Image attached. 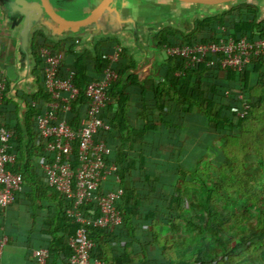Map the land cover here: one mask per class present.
<instances>
[{
	"label": "crops",
	"instance_id": "0c3cea01",
	"mask_svg": "<svg viewBox=\"0 0 264 264\" xmlns=\"http://www.w3.org/2000/svg\"><path fill=\"white\" fill-rule=\"evenodd\" d=\"M157 36H155V40L158 44ZM49 41L53 47L62 44L61 48H54L62 56L64 62L62 74L64 77H67L68 72L71 70L76 71V76L86 72L89 78L94 80L90 82L92 83L103 79L104 70L107 67H113L119 73L121 82L118 85H113L109 89L108 99L102 117L107 122H110V124H113L118 121L119 114L123 111L126 121L125 125H127V127L124 128L127 130L129 127V130L131 129V135L128 137L129 140L124 141L126 146L123 151L128 154L131 159L129 160L132 161V163L141 161L138 159L139 155L143 156L144 160L142 163L152 173L151 176L154 177L153 173H155V176L162 177L161 183L167 185H149L148 191L150 190L156 193L168 192L172 194L175 192L177 180L179 181L180 172L182 170L187 172L189 176L195 173V170L197 169L198 153L203 152L201 149L202 147L211 145L213 137L217 135L200 133L201 135L198 136V126L201 128H203V126L207 128L208 123H204L203 118L198 117V112H182L180 109L184 108L177 106L179 102L178 98L167 103L168 112L166 118H164V116L161 117L162 109L157 107V101L155 100L153 91L161 85L169 84V80L167 79L169 75V57L164 54L162 50L163 47H160L158 44V50L162 53L164 62L154 66L153 72H155L156 75L154 77L151 72L134 73V71H132L136 67V60L134 54L128 50H126L122 59L118 63H114L112 58L117 48L119 45L123 46L118 39H104L103 44L97 47L96 53L86 49L80 57L79 64L74 49L80 45L82 46V38L68 39L59 44H56L51 40ZM17 48L18 43L15 38H4L0 36V79L5 78L7 80V86L8 84L10 86L4 96V102L6 98L12 101L8 98V93L11 90L12 83H16L20 79L18 73ZM100 57L103 61L104 58H106L105 60H108V64L103 68H99L98 59ZM260 68L262 70V67ZM253 72L257 74L258 70ZM253 72L251 71V73ZM256 74L252 75L247 71L242 73V77L244 78V89H249L254 85L253 82L256 80ZM229 76L228 71H222L220 73L221 83L226 84L224 85L226 88L228 87L227 82ZM38 83L40 85V92L35 95H27L24 91L18 92V95L27 101L29 109L28 117L32 113V128L34 129L37 138L38 125L35 121L36 113L39 114L48 111L51 109L52 103V99L48 93L42 94L40 80ZM225 89L222 91V94L224 93L228 95L229 91L228 89ZM192 94H190V97H194V94ZM12 102L14 105L11 104L8 106V109H6V103L3 105V108H1L0 123H3L5 126L12 125L13 127L20 124L21 131L24 135L19 116L20 105L14 101ZM123 107L125 108L124 110H122ZM5 109L6 111L4 112ZM77 109H81V115L84 119L86 117L85 106L79 103ZM187 109L191 108L187 107ZM61 116L68 119L70 123L74 117L73 114H62ZM149 117H151L150 121ZM182 119L185 120V123L187 124L185 126L186 130L182 133V137H179V132L177 134L171 133L169 129H166V127L163 126L166 122L172 125H180ZM147 124L153 128L152 131H146ZM178 138H181L180 142H177V140H179ZM200 138L202 139L200 140ZM120 140L121 139H118L116 142L121 145L122 140ZM180 143L188 146L191 145V149H189L186 154L180 153L178 147H174V144L178 145ZM30 144L31 138L28 145V156ZM44 154L45 152L40 150L35 156L34 173L39 174L40 178L37 180L38 184H27L23 187L18 193L16 204L6 210L4 216L0 219V224L5 232H7V236L10 240L4 258L0 264H37V260L34 256L35 250L49 246L55 248L56 261L54 264H68L64 257L67 255L68 236L72 232L73 226L70 224L68 218L66 219L65 217L67 212L65 200L58 193L49 189L43 180L41 164L45 159ZM26 158L28 157L26 156ZM17 163L18 159L15 167L17 166ZM134 174L136 177H138V175L141 176L138 165ZM125 177L128 178L124 183L125 190L133 189L129 174L127 173ZM108 184L106 185L107 190H109L111 186ZM153 188H156L157 191ZM137 191L140 192L141 190ZM63 213H65V215H63ZM101 237L102 238H100L98 243V250L95 254L106 260V263L141 264L143 250L140 246L132 244L127 250L123 251V257L119 258L114 254V251L117 250L121 244H125L126 242L122 243L120 240H118L119 242L109 241L105 237Z\"/></svg>",
	"mask_w": 264,
	"mask_h": 264
},
{
	"label": "trees",
	"instance_id": "16d2710c",
	"mask_svg": "<svg viewBox=\"0 0 264 264\" xmlns=\"http://www.w3.org/2000/svg\"><path fill=\"white\" fill-rule=\"evenodd\" d=\"M258 13L259 9L256 6H240L215 19L199 21L197 23L195 32L189 37H186L181 31L177 29L168 28L159 36H157V41L160 47L193 46L200 43H210L218 41L220 38L224 37L225 33L222 31V28L226 29L227 33H229V35L236 40H240L243 37L255 39V37L257 36L256 33L259 34L258 37L264 38V22L258 23ZM42 43L51 45L47 37H45L43 33L39 32L37 33L35 38L34 51L39 64V67L36 70V74L39 77L40 84L42 86V94H44L47 93V91L45 90V80L41 70L40 58L37 53V50ZM102 44L103 41L101 42V45ZM61 45L62 44L55 45L54 47L58 49L61 48ZM105 59L106 58H104V61L101 57L98 59L99 68H103L108 64V60ZM209 62H211V59L208 58L206 60V63L202 64L198 69L186 70L185 63L182 59L169 58V75L167 77V79L169 80V84L161 85L160 87L156 88L153 91V95L155 96V100L157 101V107L162 109L161 117L164 116V118H166L168 112L167 103H170L171 101H173V99L178 98L179 102L177 106L184 108L180 109L182 112H198V117L203 118L204 123H208L207 128H205L204 126L203 128L198 126V136L202 133L206 135H208L209 133L213 135L223 136L239 130L241 125L245 122L247 114L245 115V117L241 116L243 109H241V103H238L236 101V96L240 93L245 94L246 101L250 105V109L247 112L249 113L252 108V98L249 94L251 89L256 85L253 82L254 85H252L251 88L244 89V78L242 77V73L235 70H227L230 76L227 82L228 87L226 88V86H224L226 84L221 83L222 81L220 79V73L223 70H221L219 67L209 66ZM260 67H262V70ZM255 70H258L257 74L253 72ZM246 71L252 75L256 74V78L260 77V83L264 84V65L261 58H254L252 60V63L247 67ZM251 71L253 73H251ZM179 72H183V74L178 75ZM91 81L94 80L90 79L86 72L83 74H78L75 78L76 85L81 92L80 99L75 107V110L73 111L74 117L71 120L72 126L75 129L79 127L80 122H82L81 120L83 119L81 115V109L77 108L79 106V103L83 105L85 104V92ZM120 82L121 80H119L117 85ZM9 87L10 86L8 84L7 90H9ZM225 88L229 91L228 95L224 93L222 94V91ZM190 94H192L194 97H190ZM5 103L7 106L6 109H8V106H10L11 104L14 105V103L7 98L5 99L4 104ZM187 107H190L191 109H187ZM6 109L4 110V112L6 111ZM124 109L125 108L123 107L122 110ZM124 116L125 115H123L122 111V113L119 114L118 121L113 124H110V122H107L105 120L110 126V130L104 132L103 134V137L106 138L108 145L112 150L110 160L116 163L119 168L121 183L118 184L114 180H112L108 185H111L109 190L118 188L124 190V196L119 202L120 210L124 215V222L121 226L111 225L107 228H90V237L93 238L97 243L96 252L98 250V243L100 241V238H102L101 236H103L109 241L120 240L122 243L126 242L125 244H121V246H119V248L114 251V254L119 258L123 257L124 250H127V248L129 246H132V244H136L143 250L141 264H197L187 261H174L168 258L167 252L169 246H165L163 243H161L160 238L158 237L159 231L157 228L158 222L162 220L168 225L175 223L176 217L179 215L178 211L176 210L178 202L180 201L179 198L184 196L186 186L189 183L192 184L197 182V176L193 174L189 176L187 172L182 170L180 172L179 181L177 180L175 192H173L172 194L168 192L156 193L154 191H148L149 185L157 186L158 184H163L161 183L162 177L155 176V173H153L154 177L151 176L152 173L142 163V161L144 160L143 156L139 155L138 159H140L141 161L137 160L138 162L132 163L128 154L123 151V149H125L124 147L126 146L124 141L129 140L128 137L131 135V129L129 130V127L127 130L126 128H124L127 127V125H125L126 121ZM150 120L151 117H149V121ZM181 122L182 123L180 125H172L166 122L163 124V126L166 127V129H169L171 133L177 134L179 132V137H182V133L186 130L185 126L187 124L183 119L181 120ZM0 126L13 130L18 136V141L16 144L18 163L13 170L22 176L23 187H25L27 184L37 185V180L40 177L38 173H34L36 153L40 150L44 151L45 159H47L49 154L46 152L45 146L41 141H39L34 129L32 128V113L28 117V126L31 138L28 158H26V153L23 147L24 135L21 131L20 124H18L16 127H13L12 125L5 126L3 123H0ZM147 130L152 131L153 128L149 124H147L146 131ZM118 139L122 140L121 145L116 142V140ZM178 139L179 140H177V142H180L181 138ZM201 139L202 138H200V140ZM175 145L176 144H174V147H178V150L182 154H186L188 150L191 149V145H183L182 143L176 146ZM137 165L141 174V176L138 175V177H136L134 174ZM127 173L129 174L133 189H128L126 191L124 188V183L126 179L128 180V178L125 177ZM163 185L167 186L165 184ZM153 189L157 191L156 188ZM137 190L141 191L138 192ZM59 195L62 196L61 194ZM62 197L66 202L68 212H66V215L65 213H63V215H65L66 219L68 218L70 224L73 226V230L68 236L67 255H69L71 253V250L69 248V240L75 236V233L77 231V224L75 220L72 219L69 215V211L73 207V202H71L64 196ZM6 210L0 208V219L3 217L1 216L3 214V211ZM98 215H101V213L98 212ZM4 234L7 236V232H5ZM253 240H257L259 245L264 244V227L259 233L254 232L251 236L242 237L235 245L245 246ZM45 248L49 249L51 253L49 264H54V262L56 261L55 248L51 246ZM95 257L106 262V260L98 256L97 254H95ZM212 260L215 261L216 258H212Z\"/></svg>",
	"mask_w": 264,
	"mask_h": 264
},
{
	"label": "built area",
	"instance_id": "2783aa9c",
	"mask_svg": "<svg viewBox=\"0 0 264 264\" xmlns=\"http://www.w3.org/2000/svg\"><path fill=\"white\" fill-rule=\"evenodd\" d=\"M222 31L224 37L215 42L165 46L162 50L169 58L182 59L186 70L198 69L208 58L211 59L209 66L219 67L223 71L243 73L254 58H261L264 65V38L258 37V33L255 39L243 37L236 40L226 29L222 28ZM125 52L126 48L119 45L112 58L114 63H118ZM37 53L45 90L52 99L51 109L35 116L39 141L49 154L41 164L43 180L49 189L73 202L69 215L77 224L75 236L69 240L71 253L64 258L69 264H108L95 257L97 243L90 237V228L121 226L124 222L119 207L124 196L123 189H106L109 181L120 184L121 178L118 166L110 160L112 150L103 137L110 126L102 117L108 91L119 82L120 75L113 67H107L103 79L90 83L85 92L86 117L75 129L61 115L73 114L80 99L81 92L75 82L76 71L71 70L67 77L63 76L62 56L50 44L42 43ZM6 92L7 80L2 78L0 112ZM236 101L241 103V116H245L250 109L245 94H238ZM17 141L18 136L13 130L0 126V208L4 210L15 205L18 193L23 188L22 176L13 170L17 162ZM4 233L1 226L0 263L9 244V238ZM34 256L37 264L50 263L51 253L47 248L36 249Z\"/></svg>",
	"mask_w": 264,
	"mask_h": 264
},
{
	"label": "rangeland",
	"instance_id": "374dc122",
	"mask_svg": "<svg viewBox=\"0 0 264 264\" xmlns=\"http://www.w3.org/2000/svg\"><path fill=\"white\" fill-rule=\"evenodd\" d=\"M254 82L245 122L201 148L193 173L198 180L179 198L175 223L157 224L174 261L264 264V244L235 245L264 227V84L260 77Z\"/></svg>",
	"mask_w": 264,
	"mask_h": 264
},
{
	"label": "water",
	"instance_id": "95a60500",
	"mask_svg": "<svg viewBox=\"0 0 264 264\" xmlns=\"http://www.w3.org/2000/svg\"><path fill=\"white\" fill-rule=\"evenodd\" d=\"M245 5L256 6L258 23L264 22V0H0V36L15 38L18 43L20 79L12 83L8 98L20 105L26 156L30 142L29 109L18 92L27 95L40 92L35 74L37 33H44L56 44L82 38V46L74 49L78 64L86 49L96 53L104 39H118L135 56L136 67L132 71L151 72L155 77L154 66L164 62L155 36L169 27L190 36L198 21L222 16Z\"/></svg>",
	"mask_w": 264,
	"mask_h": 264
}]
</instances>
